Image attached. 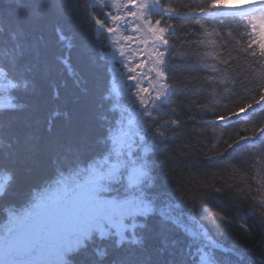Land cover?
Listing matches in <instances>:
<instances>
[{"label": "trees", "instance_id": "16d2710c", "mask_svg": "<svg viewBox=\"0 0 264 264\" xmlns=\"http://www.w3.org/2000/svg\"><path fill=\"white\" fill-rule=\"evenodd\" d=\"M159 1L170 93L142 128L146 102L119 98L109 35L97 31L111 5L0 0V250L67 191L120 188L126 166L144 170L127 218L137 226L29 264H264V36L248 18L219 16L218 0ZM201 236L218 244L214 262Z\"/></svg>", "mask_w": 264, "mask_h": 264}, {"label": "rangeland", "instance_id": "374dc122", "mask_svg": "<svg viewBox=\"0 0 264 264\" xmlns=\"http://www.w3.org/2000/svg\"><path fill=\"white\" fill-rule=\"evenodd\" d=\"M132 1L133 3H135V0H132ZM254 14L257 15L256 13ZM261 15L264 16V13ZM143 21L145 22V28L149 30V33H150V37H146L147 41H149L148 43L150 45V48L148 47V49L150 53L148 54V49H147L146 55L148 57L150 56L154 58L150 62V64H152L156 69H158V74H159V77H158L159 84L157 85L153 84V88H154V91L156 92V95H158V93L165 94L167 83H166L165 74L162 72L161 64H163V62L166 60L165 51L163 50L165 48L166 41H165L164 29L161 26L162 20L160 19L159 15L152 16L151 14L148 13ZM147 41L142 39L141 43L139 44L140 49L138 51L142 50V54L143 52H145L144 46L147 45ZM121 43L122 44H117V45H121L122 48H126L128 50L129 45L132 43L130 39V34L127 35V37L122 36ZM156 72L157 70L155 71V73ZM138 82L143 83L144 82L143 78L139 79V81L136 80L135 84H133L132 87L136 86ZM120 88L122 89V92L118 94L119 98H122L125 101H131L134 96H132L129 93L130 88L126 86L125 82H123L120 85ZM110 166H111V162H109L106 166L105 165L102 166L100 169L97 170L98 174L103 175L104 172L110 168ZM118 171L119 169L115 172V174L118 173ZM128 173H129V170H128ZM109 177L110 179L108 180H111V178H113L112 175H110ZM129 177H130L129 179L125 180L126 184L130 188L136 187L137 185L133 182V179H131L133 178L131 173L129 174ZM119 178H124V174H122V172H120V174L118 175V179ZM8 181H9L8 177H5L2 180H0V194H2L5 191ZM99 186L101 187L99 190L95 188L97 189L96 190L97 192H94L95 189L93 188H91V190L89 191L90 197L92 195L94 198L93 200L90 199V201H88V196H87L88 191L83 189L81 190V194H77L76 196L74 195V199L71 202H69L67 206L65 207L62 206L60 210H56L52 214L53 220H56L59 224H66L68 226V228L64 229L61 234L62 236L68 237L70 239V240L68 239L70 242L78 238L83 239L85 236H87L88 232H91V231L95 232L96 231L95 228L97 227L100 228L99 225L95 227L96 224L101 225L102 223H111L112 216L106 217L102 215L101 214L102 210L107 209V208H113L117 206L118 204H120L121 202H125V199H126L124 198L125 189L118 188V189H114L111 191L106 187L107 185L104 184L103 182L100 183ZM74 191L75 190H73V192ZM73 192L67 191L68 194H71ZM136 204H140V203L132 200L130 204H126L125 206L127 210H131V209L136 208ZM54 227L58 228L62 226H58L55 224ZM122 230H125V227H122ZM105 233L109 234V230L106 231ZM54 234L52 233L50 237L53 243H55V240H56V238L54 237ZM17 237H19V235H17ZM58 238L64 239L62 237H58ZM19 239L22 241V238H19ZM23 239L26 240L25 235ZM20 245L21 243L18 239L15 241H11L8 244L9 248L7 247L6 250L8 249L10 253L15 252L20 247ZM51 247L52 245L47 242H44L41 246L42 249H50ZM4 252L5 251H3V253ZM25 253L27 256L29 255L32 256V254L34 253V250L27 249ZM25 253L22 252V255H25ZM5 256L7 257V255ZM21 262L22 261H20V259L18 260L15 259L12 261V264H19Z\"/></svg>", "mask_w": 264, "mask_h": 264}, {"label": "bare ground", "instance_id": "6f19581e", "mask_svg": "<svg viewBox=\"0 0 264 264\" xmlns=\"http://www.w3.org/2000/svg\"><path fill=\"white\" fill-rule=\"evenodd\" d=\"M250 1L251 0H231V3H230V6L232 7V8H239L240 7V5H246L247 3H250ZM257 2H258V5H260V9H263L264 8V6H262L263 4H264V0H256ZM263 20H264V18H263ZM108 61H109V63L110 64H112L113 63V60L111 59V58H109L108 59ZM145 76H155L154 74H151V73H148V74H137V75H135V77L136 78H138V77H145ZM117 81H118V83H120V84H122L124 81L123 80H121V79H118L117 78ZM130 94L132 95V96H137L138 98H140V99H143V100H147V101H150L151 102V105H153V102L155 101V100H157L158 101V104L159 105H165L166 104V100H167V96L166 95H164V94H161V93H159V95H156V93L155 92H148V93H144V94H141V95H137L136 93H135V91H130ZM121 102L123 103V101L121 100ZM124 104V103H123ZM116 106H118V105H116ZM115 106V107H116ZM247 113H248V110H243V111H241V112H239L237 115H236V117L235 118H245L246 117V115H247ZM231 118L232 117H229L228 119H226V120H221L220 122L221 123H226V122H229L230 120H231ZM219 122V121H218ZM244 142H246V140H242L241 141V143H244ZM248 142H250V143H252V141H248ZM144 168L146 169V170H149V168L145 165L144 166ZM123 172H125L126 173V170H123ZM129 173H131V175L133 176V182L136 184V185H138V186H141V183H140V181L138 180V179H140V178H142L143 177V174H144V170H142V169H140V170H138V171H131V172H129ZM7 177V176H6ZM8 178H9V176H8ZM103 183H105V182H103ZM132 191H134V192H136V193H139V195L140 196H143V192H142V189H138V188H130ZM162 203H172V201L169 199V198H165V199H162ZM201 238L204 240V242H206V244H207V246H208V251L206 250V255H207V258L209 259V260H211V261H213L214 262V259H215V248L218 246V244L217 243H212V241L210 240V239H204V236H201ZM192 253H193V256L194 257H197V253H198V251L196 250V249H192ZM193 258V257H192ZM192 261V260H191ZM213 264H218L217 262H214Z\"/></svg>", "mask_w": 264, "mask_h": 264}]
</instances>
